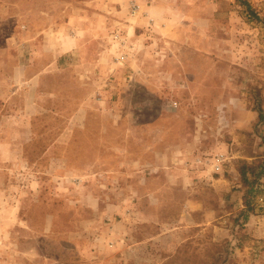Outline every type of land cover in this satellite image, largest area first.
<instances>
[{
  "label": "rangeland",
  "instance_id": "rangeland-1",
  "mask_svg": "<svg viewBox=\"0 0 264 264\" xmlns=\"http://www.w3.org/2000/svg\"><path fill=\"white\" fill-rule=\"evenodd\" d=\"M159 2L0 0V264H264V0Z\"/></svg>",
  "mask_w": 264,
  "mask_h": 264
},
{
  "label": "trees",
  "instance_id": "trees-1",
  "mask_svg": "<svg viewBox=\"0 0 264 264\" xmlns=\"http://www.w3.org/2000/svg\"><path fill=\"white\" fill-rule=\"evenodd\" d=\"M249 9V6L247 5ZM258 121L264 123V111L261 108H257ZM264 176V159L260 160L256 165L253 164H242L240 166V180L243 186V204L244 208L239 212L238 216H242L245 220L248 213L252 210L251 198L253 193L257 190L260 178ZM222 260L221 262H223ZM215 264H219L216 262Z\"/></svg>",
  "mask_w": 264,
  "mask_h": 264
},
{
  "label": "crops",
  "instance_id": "crops-1",
  "mask_svg": "<svg viewBox=\"0 0 264 264\" xmlns=\"http://www.w3.org/2000/svg\"><path fill=\"white\" fill-rule=\"evenodd\" d=\"M172 2H170V5H169V2L168 3H163V4H160L159 2V7L162 8V12L164 15H167L166 11L165 10V6L164 5H168L170 7V15H171V18L173 19L174 21V0H171ZM162 6V7H161ZM169 9V8H168ZM92 33V32H91ZM92 35L94 36V34L92 33ZM77 37H79L77 35ZM82 41V40H81ZM61 44H58V47H60ZM64 46H65V49L63 50V53L64 52H67V51H70V50H73V49H77L78 46H79V41L77 40V38H75L74 40H65L64 42ZM62 51V50H61Z\"/></svg>",
  "mask_w": 264,
  "mask_h": 264
}]
</instances>
